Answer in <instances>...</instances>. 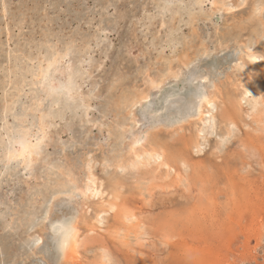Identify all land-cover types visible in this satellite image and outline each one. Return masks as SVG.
<instances>
[{
  "label": "rangeland",
  "instance_id": "374dc122",
  "mask_svg": "<svg viewBox=\"0 0 264 264\" xmlns=\"http://www.w3.org/2000/svg\"><path fill=\"white\" fill-rule=\"evenodd\" d=\"M260 8L264 0H0V264H264ZM201 97L211 112L199 118ZM38 134V152L11 153Z\"/></svg>",
  "mask_w": 264,
  "mask_h": 264
},
{
  "label": "bare ground",
  "instance_id": "6f19581e",
  "mask_svg": "<svg viewBox=\"0 0 264 264\" xmlns=\"http://www.w3.org/2000/svg\"><path fill=\"white\" fill-rule=\"evenodd\" d=\"M5 1V0H4ZM152 1V0H151ZM180 1V0H179ZM190 1V0H189ZM201 1V0H200ZM157 2V1H156ZM161 2V1H160ZM168 2V1H167ZM186 2V1H185ZM188 3V2H187ZM7 4V3H6ZM159 4V3H158ZM160 5V4H159ZM185 5V4H184ZM3 8V7H2ZM166 8V7H165ZM185 8V7H184ZM188 8H189V6H188ZM6 9V8H5ZM229 9H231V7L229 8ZM4 10V9H3ZM2 10V11H3ZM182 10H183V8H182ZM228 10V9H227ZM4 12V11H3ZM178 12V11H177ZM172 13H174V12H172ZM191 13V12H190ZM5 15V14H4ZM197 16V15H196ZM164 17H166V16H164ZM171 17V16H170ZM183 17V16H182ZM184 18V17H183ZM182 18V19H183ZM119 19V18H118ZM181 19V18H180ZM161 25H162V23H161ZM166 25V24H165ZM192 27V26H191ZM175 29V28H174ZM168 30V29H167ZM176 31V30H175ZM103 32V31H102ZM226 35V34H225ZM104 36V35H103ZM222 36V35H221ZM104 38V37H103ZM183 38V37H182ZM107 39V38H106ZM219 39V38H218ZM107 41V40H106ZM45 42V41H44ZM224 42H225V40H224ZM226 43V42H225ZM228 43V42H227ZM75 44V43H74ZM182 44H183V42H182ZM225 45V44H224ZM228 45V44H227ZM244 45V44H243ZM71 46V45H70ZM85 46V45H84ZM188 46V45H187ZM248 46V45H247ZM50 47V46H49ZM48 47V48H49ZM54 47V46H53ZM65 47V46H64ZM224 47V46H223ZM88 48V47H87ZM190 48V47H189ZM188 48V49H189ZM237 48H239V47H237ZM241 48V47H240ZM250 48V47H249ZM249 48H247L248 50H245V52H246V56L248 57V60H249V62H251V63H253V64H258L259 62H260V57H258L257 55H255L254 53H252L251 52V49H249ZM97 49V48H96ZM105 49V48H104ZM111 49V48H110ZM51 50V49H50ZM65 50V49H64ZM85 50V49H84ZM89 50H91V49H89ZM176 50V49H175ZM70 51H71V49H70ZM106 51V50H105ZM62 52H64V51H61V53ZM121 52V51H120ZM106 53V52H105ZM70 54V53H69ZM93 54V53H92ZM66 55V54H65ZM203 55H205V54H203ZM202 55V56H203ZM40 56V55H39ZM71 56V55H70ZM87 56H89V55H87ZM92 56V55H91ZM177 56V55H176ZM56 57V56H55ZM199 57V56H198ZM78 59H80V57L78 58ZM185 59V58H184ZM35 60H36V57H35ZM54 60V59H53ZM84 60V59H83ZM197 60V59H196ZM237 60V59H236ZM261 60H262V58H261ZM18 61V60H17ZM75 61H76V59H75ZM88 62V61H87ZM237 62V61H236ZM41 63V62H40ZM48 63V62H47ZM53 63V62H52ZM67 63V62H66ZM66 63L64 64V66L66 65ZM86 63V62H85ZM196 63V62H195ZM235 63V62H234ZM60 64V63H59ZM70 64V63H69ZM83 64V63H82ZM49 65H51V64H49ZM48 64H47V66H49ZM53 65V64H52ZM61 65V64H60ZM84 65V64H83ZM33 66V65H32ZM67 67H68V65H66ZM237 66V65H236ZM51 67V66H50ZM54 67V66H53ZM55 67H56V65H55ZM66 67V68H67ZM191 67V66H190ZM257 67V66H256ZM41 68V67H40ZM43 68H45V67H43ZM42 68V69H43ZM88 68V67H87ZM99 68V67H98ZM97 68V69H98ZM167 69H169L168 67H166ZM259 68V67H258ZM41 69V70H42ZM48 69V68H47ZM47 69H44V70H47ZM64 69H65V67H64ZM70 69H72V68H70ZM80 69V68H79ZM85 69V68H84ZM165 69V68H164ZM237 69V68H236ZM12 70V69H11ZM23 70V69H22ZM40 70V71H41ZM53 70H54V68H53ZM82 70H83V68H82ZM185 70V69H184ZM248 70V69H247ZM24 71V70H23ZM66 71V70H65ZM162 71V70H161ZM168 71V70H167ZM166 71V72H167ZM249 71V70H248ZM15 72V71H14ZM53 72V71H52ZM61 72V71H60ZM89 72V71H88ZM179 72V71H178ZM235 72V71H234ZM239 72V71H238ZM244 72V71H243ZM250 72V71H249ZM82 73H84L83 71H82ZM163 73H165V72H163ZM246 73V72H245ZM251 73V72H250ZM41 74V73H40ZM44 74H45V72H44ZM55 74V73H54ZM89 74V73H88ZM179 74V73H178ZM7 75V74H6ZM69 75V74H68ZM76 75V74H75ZM90 75H91V73H90ZM164 75V74H163ZM33 76V75H32ZM34 76H36V75H34ZM34 76H33V78H34ZM67 76V75H66ZM65 76V77H66ZM250 76V75H249ZM42 77H43V75L41 76V79H42ZM68 77V76H67ZM193 77V76H192ZM54 78V77H53ZM57 78V77H56ZM90 78V77H89ZM151 78V77H150ZM203 78V77H202ZM255 78V77H254ZM257 78H259V77H257ZM12 79V78H11ZM35 80V79H34ZM68 80V79H67ZM152 80V79H151ZM208 80V79H207ZM211 80V79H210ZM209 80V81H210ZM242 80V79H241ZM52 81V80H51ZM85 81V80H84ZM202 81V80H201ZM231 81H233V80H231ZM250 81H251V78H250ZM9 82V81H8ZM38 82V81H37ZM195 82V81H194ZM204 82V81H203ZM218 82V81H217ZM235 82H236V80H235ZM260 82H261V78H260ZM35 83V82H34ZM147 83V82H146ZM145 83V84H146ZM152 83H154L153 82V80H152V82H151V84ZM216 83V82H215ZM200 84V83H199ZM218 84V83H217ZM225 84V83H224ZM223 84V85H224ZM257 84V83H256ZM66 85V84H65ZM148 85V84H147ZM155 87L156 86H158L159 85V83H154L153 84ZM216 85V84H215ZM226 85H227V83H226ZM258 86H259V90L261 89L260 87H261V85L260 84H257ZM13 86V85H12ZM245 86V85H244ZM5 87V86H4ZM59 87V86H58ZM109 87V86H108ZM235 87V86H234ZM246 87V86H245ZM251 87H253V86H251ZM57 88V87H56ZM77 88V87H76ZM110 88V87H109ZM254 88V87H253ZM57 89H59V88H57ZM64 90H65V88H63ZM203 89V88H202ZM215 89H216V87H215ZM219 89V88H218ZM243 89V88H242ZM245 89V88H244ZM252 89V88H251ZM22 90V89H21ZM21 90L20 91H18V92H21ZM204 90H205V88H204ZM253 90H255V89H253ZM257 90V89H256ZM60 91V90H59ZM74 91V90H73ZM72 91V92H73ZM77 91H78V89H77ZM94 91H96V87L94 88ZM213 91V90H212ZM252 91V90H251ZM261 91H263V90H260V92ZM62 92V91H61ZM93 91H91V93H92ZM208 92V91H207ZM211 92V91H210ZM255 92V91H254ZM253 92V93H254ZM10 93V92H9ZM22 93H23V91H22ZM66 93V92H65ZM87 93H89V92H87ZM245 93L246 94H249L250 93V91L249 90H246L245 91ZM4 94V93H3ZM57 94H59L58 93V91H57ZM90 94V93H89ZM88 94V96H89V98H91L90 97V95ZM232 94H233V92H232ZM255 94V93H254ZM262 94V93H261ZM12 95V94H11ZM37 95V94H36ZM51 94H49V96H50ZM68 95V94H67ZM70 95V94H69ZM80 95V94H79ZM85 95V94H84ZM92 95V94H91ZM217 95V94H216ZM257 95V94H256ZM60 96V95H59ZM63 96V95H62ZM77 96H78V94H77ZM86 96V95H85ZM140 96V95H139ZM147 96H149V95H147ZM15 97V96H14ZM71 97V96H70ZM69 97V98H70ZM141 97V96H140ZM139 97V98H140ZM146 97V96H145ZM248 97V96H247ZM246 97V98H247ZM250 97V96H249ZM253 97V96H252ZM260 97V96H259ZM259 97H257V98H259ZM59 98V97H58ZM72 98V97H71ZM70 98V99H71ZM79 98H81V97H79ZM84 98V97H83ZM243 98H245V97H243ZM243 98H240V99H243ZM40 99V98H39ZM70 99H67V100H70ZM86 99H87V97H86ZM145 99V98H144ZM149 99V98H148ZM204 99V107L206 108H203V109H201V110H199V114H198V117L199 118H201L203 115H205V113H209L210 114V112H211V110H209V109H211V108H209V109H207L209 106H210V103H211V101H210V97L209 98H207V97H204L203 98ZM202 99V97H201V100H203ZM215 99V98H214ZM62 100V99H61ZM80 100V99H79ZM84 100V99H83ZM233 100H235V99H233ZM237 100H239L238 98H237ZM245 100V99H244ZM243 100V101H244ZM32 101V100H31ZM75 101V100H74ZM80 101H82V99L80 100ZM85 101H87V100H85ZM200 101V100H199ZM7 102V101H6ZM32 102H34V101H32ZM66 102H68V101H66ZM141 102V101H140ZM5 103V102H4ZM8 103V102H7ZM6 103V104H7ZM39 103V102H38ZM49 103V102H48ZM64 103V102H63ZM233 103H235V102H233ZM239 103V102H238ZM254 103H256L257 104V102H254ZM264 103V102H263ZM28 104V103H27ZM60 104V103H59ZM74 104V103H73ZM240 104V103H239ZM252 104V103H251ZM39 105V104H38ZM88 105V104H87ZM237 105V104H236ZM11 106V105H10ZM34 106V105H33ZM80 107H82L83 105L82 104H80L79 105ZM197 106V105H196ZM198 106H199V104H198ZM233 106V105H232ZM239 106V105H238ZM13 107V106H12ZM23 107V106H22ZM86 107V106H85ZM88 108H89V106H87ZM251 107V106H250ZM259 107H260V104H259ZM3 108V107H2ZM7 108V107H6ZM10 108V107H9ZM202 108V107H201ZM236 108V107H235ZM239 108H240V106H239ZM22 109V108H21ZM90 109V108H89ZM214 109V108H213ZM212 109V110H213ZM237 109V108H236ZM11 110V109H10ZM26 110V109H25ZM235 110V109H234ZM233 109H232V111L231 112H233L234 111ZM259 110V109H258ZM262 110H264V109H262ZM7 111V110H6ZM27 111H28V108H27ZM30 111V110H29ZM196 111V110H195ZM214 111V110H213ZM236 111V110H235ZM235 111H234V113H235ZM254 111H256V110H254ZM25 112V111H24ZM31 112V111H30ZM33 112V111H32ZM238 112V111H237ZM236 112V113H237ZM257 112V111H256ZM262 112V111H261ZM12 113V112H11ZM14 113V112H13ZM82 113V112H81ZM235 113V114H236ZM253 113V112H252ZM262 113H264V112H262ZM40 114V113H39ZM130 114V113H129ZM150 114V113H149ZM221 114V113H220ZM224 114V113H223ZM225 114H227V113H225ZM64 115V114H63ZM84 115V114H83ZM247 115V114H246ZM245 115V116H246ZM251 115V117H252V114H250ZM50 116V115H49ZM85 116H86V114H85ZM166 116V115H165ZM212 116V115H211ZM221 116V115H220ZM227 116V115H226ZM230 116V115H229ZM233 116H235L234 114H233ZM20 117V116H19ZM23 117V116H22ZM37 117H39V116H37ZM248 117H249V114H248ZM254 117V116H253ZM252 117V118H253ZM263 117V116H262ZM18 118V117H17ZM87 118V117H86ZM194 118H196V117H194ZM205 118V117H204ZM208 118V117H207ZM225 118V117H224ZM223 118V120H225ZM229 118V117H228ZM258 118V117H257ZM38 119V118H37ZM50 119V118H49ZM139 119V118H138ZM256 119V118H255ZM254 119V120H255ZM260 119V118H259ZM2 120V119H1ZM4 120H5V118H4ZM129 120V119H128ZM213 120V119H212ZM219 120H222V119H219ZM226 120H228V119H226ZM232 120V119H231ZM230 120V121H231ZM253 120V121H254ZM258 120V119H257ZM14 121H15V119H14ZM17 121V120H16ZM19 121V120H18ZM205 121L208 123V121H207V119L205 118ZM229 120L227 121V122H230ZM233 121V120H232ZM260 121V120H259ZM7 122V121H6ZM52 122H53V120H52ZM195 122V121H194ZM212 122V121H211ZM210 122V123H211ZM262 122H263V120H262ZM12 123V122H11ZM21 123V122H20ZM23 123V122H22ZM28 123V122H27ZM54 123V122H53ZM193 123V122H192ZM199 123V122H198ZM257 123H258V121H257ZM256 123V124H257ZM49 124V123H48ZM56 124V123H55ZM90 123L88 122V125H89ZM195 124V123H194ZM91 125V124H90ZM93 125H95L94 123H93ZM92 125V126H93ZM157 125V124H156ZM161 125V124H160ZM159 125V126H160ZM234 125V124H233ZM257 125H259V124H257ZM1 126V125H0ZM59 126V125H58ZM144 126V125H143ZM158 126V127H159ZM229 126V125H228ZM236 126V125H235ZM248 126V125H247ZM3 127H4V125H3ZM129 127V126H128ZM138 127V126H137ZM233 127V126H232ZM20 128V127H19ZM22 128V127H21ZM31 128V127H30ZM123 128V127H122ZM122 128H121V130H122ZM209 128H211V126L209 127ZM228 128H230V126L228 127ZM17 129V128H16ZM23 129H24V127H23ZM150 129V128H149ZM189 129V128H188ZM27 130V129H26ZM138 130V129H137ZM151 130V129H150ZM208 130V129H207ZM211 130V129H210ZM230 130V129H229ZM237 130V129H236ZM5 131V130H4ZM15 131H17V130H15ZM23 131H25V130H23ZM28 131V130H27ZM56 131V130H55ZM22 132V131H21ZM44 132H45V130H44ZM153 132V131H152ZM205 132V131H204ZM234 132V131H233ZM20 133V132H19ZM39 133V132H38ZM42 133V132H41ZM40 133V135H42ZM48 133V132H47ZM51 133V132H50ZM53 133H54V131H53ZM202 133V132H201ZM208 133H209V131H208ZM7 134H8V132H7ZM44 134V133H43ZM128 134V133H127ZM149 134H151V133H149ZM205 134V133H204ZM230 134H231V132H230ZM11 135V134H10ZM21 135V134H20ZM28 135V134H27ZM47 135V134H46ZM45 135V136H46ZM143 135V134H142ZM213 135V134H212ZM228 135V134H227ZM227 135H223V136H227ZM3 136V135H2ZM11 136H13V135H11ZM23 136V135H22ZM25 136V135H24ZM31 136V135H30ZM44 136V137H45ZM57 136V135H56ZM154 136V135H153ZM208 136V135H207ZM211 136V135H210ZM41 137V136H40ZM39 137V138H40ZM47 137H48V135H47ZM155 137V136H154ZM202 137V136H201ZM204 137V136H203ZM206 137V136H205ZM217 137V136H216ZM235 137V136H234ZM7 138V137H6ZM18 139H19V137H17ZM17 138H16V140H17ZM33 138H34V136H33ZM46 138V137H45ZM50 138H52V137H50ZM138 138V137H137ZM158 138V137H157ZM14 139H15V137H14ZM31 139V138H30ZM35 139V138H34ZM49 139V138H48ZM153 139V138H152ZM203 139V138H202ZM206 139V138H205ZM2 140V139H1ZM7 140V139H6ZM6 140H4V141H6ZM15 140V141H16ZM29 140V139H28ZM27 140V141H28ZM137 140V139H136ZM140 140V139H139ZM13 141V140H12ZM24 142L25 143V145L26 146H29V143L24 139V137L23 138H21V139H19V140H17L16 142L18 143V148L16 149V150H13L11 153L14 155V154H16L17 156H22V157H25L24 155H23V150L21 149V147H20V145H21V142ZM40 141H42V140H40ZM156 141V140H155ZM199 141H200V139H199ZM3 142V141H2ZM14 142V141H13ZM150 142V140L148 141V144L150 145V144H152V142L151 143H149ZM153 142H154V140H153ZM204 142V141H203ZM1 143V142H0ZM16 143V144H17ZM136 143H137V141H136ZM147 143V142H146ZM40 144H42V143H40ZM45 144V143H44ZM127 144V143H126ZM134 144V143H133ZM139 144V143H138ZM10 145V144H9ZM147 145V144H146ZM152 145H155V143L154 144H152ZM16 146V145H15ZM131 146V148L132 147H134V146H132V145H130ZM149 147H151V146H149ZM161 147V146H160ZM10 148V147H9ZM154 148H156V147H154ZM194 148V147H193ZM3 149H4V147H3ZM6 149V148H5ZM152 149V148H151ZM131 150V149H130ZM164 150V149H163ZM151 151V150H150ZM158 151H160V149L158 150ZM88 152V151H87ZM91 153V152H90ZM150 153V152H149ZM164 153H166L165 152V150H164ZM127 154H128V152H127ZM139 154V153H138ZM145 154V153H144ZM170 154V153H169ZM132 155V154H131ZM148 155V154H147ZM152 155V154H151ZM160 155V154H159ZM159 155H155L156 156V158H160V156ZM167 155V154H166ZM171 155V154H170ZM85 156V155H84ZM144 156V155H143ZM150 156V155H149ZM29 157V156H28ZM4 158V157H3ZM17 158V157H16ZM19 158H21V157H19ZM89 158V157H88ZM123 158V157H122ZM142 158V157H141ZM152 158V157H151ZM7 159V158H6ZM9 159V158H8ZM139 159V158H138ZM165 160H166V156H165V158H164ZM167 159H169V157L167 158ZM17 160L19 161V159L17 158ZM23 160V159H22ZM85 160H86V158H85ZM133 160V159H132ZM140 160V159H139ZM29 161V160H28ZM116 161V160H115ZM155 161V160H154ZM94 162V161H93ZM103 162V161H102ZM145 162H147V164L146 165H148V159H147V161H145ZM153 162V161H152ZM163 162V161H162ZM22 163H23V161H22ZM34 163V162H33ZM108 163V162H107ZM106 163V164H107ZM124 163V162H123ZM8 164V163H7ZM29 164V163H28ZM87 164H90V163H87ZM118 164V163H117ZM135 164V163H134ZM133 164V165H134ZM142 164V163H141ZM141 164H139V165H141ZM184 164V163H183ZM26 165V164H25ZM110 165V164H109ZM122 165V164H121ZM124 165V164H123ZM130 165V164H129ZM185 165V164H184ZM27 166V165H26ZM95 166V165H94ZM111 166V165H110ZM143 166V165H142ZM150 166V165H149ZM4 167H6V165H4ZM28 167V166H27ZM26 167V168H27ZM124 167V166H123ZM134 167H135V165H134ZM144 167H147V166H145L144 165ZM155 167V166H154ZM32 168V167H31ZM93 168V167H92ZM95 168V167H94ZM105 168V167H104ZM132 168V167H131ZM140 168H141V166H140ZM152 168V167H151ZM157 168V167H156ZM163 168H164V166H163ZM29 169V168H28ZM118 169H121V168H118ZM135 169V168H134ZM165 169H166V167H165ZM172 169V168H171ZM54 170V169H53ZM105 170V169H104ZM117 170V169H116ZM147 170V169H146ZM153 170V169H152ZM158 170V169H157ZM92 171V170H91ZM106 171V170H105ZM123 171V170H122ZM156 171V170H155ZM58 172V171H57ZM121 172V171H120ZM124 172V171H123ZM145 172V171H144ZM147 172H148V170L146 171V174H147ZM152 172V171H151ZM154 172V171H153ZM152 172V173H153ZM70 173V172H69ZM87 173H89V172H87ZM155 173V172H154ZM71 174V173H70ZM69 174V175H70ZM118 174V173H117ZM169 174V173H168ZM88 175V174H87ZM91 175V174H90ZM96 175V174H95ZM110 175V174H109ZM114 175V174H113ZM120 175V174H119ZM118 175V176H119ZM122 175V174H121ZM121 175L119 176V178H122L121 177ZM148 176L150 175V174H147ZM111 176V175H110ZM154 176V175H153ZM89 177V176H88ZM94 177V176H93ZM93 177H91V179L89 180L90 181V183H89V185H88V187L86 188V192H90V194H92V197H93V195H97V194H99V192H98V190H97V186H96V182H95V179L93 178ZM150 177H151V175H150ZM156 177V176H155ZM166 177V176H165ZM168 177V176H167ZM84 178V177H83ZM153 178V177H152ZM158 178V177H157ZM89 179V178H88ZM97 179V178H96ZM175 179V178H174ZM104 180V179H103ZM111 180V179H110ZM114 180V179H113ZM162 180V179H161ZM36 181V180H35ZM97 181V180H96ZM99 181V180H98ZM102 181V180H101ZM100 181V182H101ZM69 182V181H68ZM100 184H102V182L101 183H99V185ZM111 184V183H110ZM119 184V183H118ZM98 185V186H99ZM87 186V185H86ZM101 186V185H100ZM121 187V186H120ZM202 187V186H201ZM54 188V187H53ZM64 188V187H63ZM100 189V188H99ZM117 189V188H116ZM76 190V189H75ZM106 190V189H105ZM81 191V190H80ZM73 192V191H72ZM75 192V191H74ZM78 192V191H77ZM85 192V191H84ZM34 193V192H33ZM52 193V192H51ZM117 193V192H116ZM38 194V193H37ZM89 194V193H88ZM89 194V195H90ZM118 194V193H117ZM58 195V194H57ZM81 195V194H80ZM79 195V196H80ZM89 195H88V197H89ZM35 197V196H34ZM33 197V198H34ZM53 197V196H52ZM83 197H86V196H83ZM36 198V197H35ZM67 198V197H66ZM78 198V197H77ZM106 198V197H105ZM114 198H116V197H114ZM37 199V198H36ZM44 199V198H43ZM42 199V200H43ZM59 199V198H58ZM90 200H91V197H90ZM102 200H104V199H102ZM117 200V199H116ZM39 201V199H37V202ZM93 201V200H92ZM101 201V200H100ZM99 201V202H100ZM39 202H41V201H39ZM38 202V203H39ZM52 202V201H51ZM82 203V202H81ZM89 203V202H88ZM91 204V203H90ZM103 204V203H102ZM109 204V203H108ZM30 205V204H29ZM32 205V204H31ZM38 205V204H37ZM101 205V204H100ZM106 205V204H105ZM109 205H111V204H109ZM89 206H92V205H89ZM94 206V205H93ZM114 206V205H113ZM34 208V207H33ZM91 208V207H90ZM110 208V207H109ZM122 208V207H121ZM35 209V208H34ZM94 209V208H93ZM95 209H97V208H95ZM94 209V210H95ZM1 210V209H0ZM110 210H112V208L110 209ZM124 211V210H123ZM1 212V211H0ZM83 212V211H82ZM81 212V213H82ZM87 212V211H86ZM116 212H117V210H116ZM119 213V211L117 212V214L116 215H119L118 214ZM121 213V212H120ZM132 213V212H131ZM135 213V212H134ZM1 214V213H0ZM4 214V213H3ZM89 214H90V211H89ZM127 214V213H126ZM128 214H129V212H128ZM86 215V214H85ZM91 215H92V213H91ZM94 215V214H93ZM102 214H100V216H101ZM130 216H132L131 214H129ZM134 215V214H133ZM3 216V215H2ZM45 216H46V214H45ZM128 216V215H127ZM126 216V217H127ZM76 217H77V215H76ZM102 217V216H101ZM133 217V216H132ZM137 217V216H136ZM46 218V217H45ZM87 218V217H86ZM85 218V219H86ZM91 218V217H90ZM94 218V217H93ZM98 218V217H97ZM100 218V217H99ZM98 218V219H99ZM105 218V217H104ZM128 218V217H127ZM124 219V218H123ZM103 220V219H102ZM105 220V219H104ZM104 220H103V222H104ZM87 221V220H86ZM125 221V220H124ZM123 221V222H124ZM97 222V221H96ZM100 222V221H99ZM99 222H97V224H99ZM137 222H139V221H137ZM137 222H136V224H137ZM141 222V221H140ZM119 223V222H118ZM91 224V223H90ZM131 224H132V222H131ZM78 225H79V223H78ZM107 225V224H106ZM42 226V225H41ZM95 226V225H94ZM98 226V225H97ZM100 226V225H99ZM111 226V225H110ZM132 226H134L133 224H132ZM139 226V225H138ZM89 227H90V225H89ZM86 228H87V226H86ZM71 229V228H70ZM91 229V228H90ZM104 229V228H103ZM139 229V228H138ZM87 230H89V229H87ZM94 230H96V229H94ZM108 230V229H107ZM110 230V229H109ZM111 231V230H110ZM78 230L76 229V228H73L72 229V231H71V233L68 235V237H67V239H66V241H65V245H64V247H65V251H64V253H65V255L66 256H71L72 257V259H73V257H77L78 256V254H79V251H78V249H79V245L81 244L80 243V241H79V238H78ZM83 233V232H82ZM81 233V234H82ZM80 234V235H81ZM91 234V233H90ZM33 235V234H32ZM88 235V234H87ZM90 236V235H89ZM66 237V236H65ZM83 238V237H82ZM34 239H35V237H34ZM84 239H87V238H84ZM39 239H37L36 240V242L38 241ZM87 241V240H86ZM88 241H89V239H88ZM97 241V240H96ZM92 243V242H91ZM94 243V242H93ZM86 244H87V242H86ZM88 245V244H87ZM103 247V246H102ZM95 252V251H94ZM99 252H100V250H99ZM106 252V251H105ZM105 255V254H104ZM108 255H109V253H108ZM63 256V255H62ZM109 258V257H108ZM107 258V259H108ZM110 259V258H109ZM108 259V260H109ZM69 260V259H68ZM107 261V260H106ZM111 263V262H110ZM103 264V263H102Z\"/></svg>",
  "mask_w": 264,
  "mask_h": 264
},
{
  "label": "snow or ice",
  "instance_id": "6c2138e0",
  "mask_svg": "<svg viewBox=\"0 0 264 264\" xmlns=\"http://www.w3.org/2000/svg\"><path fill=\"white\" fill-rule=\"evenodd\" d=\"M258 11L264 12V8H260V9H258ZM36 140H37V143L35 145H31V146H26L23 141L21 142L20 147L23 150V155L25 156V158L28 155L34 154V153H36V152L39 151V143H40V141H39V134L37 135Z\"/></svg>",
  "mask_w": 264,
  "mask_h": 264
}]
</instances>
